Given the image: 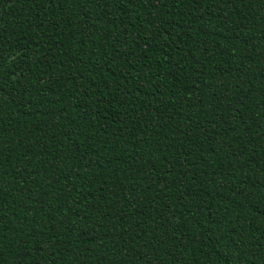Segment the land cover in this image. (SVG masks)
Segmentation results:
<instances>
[{
    "label": "trees",
    "instance_id": "trees-1",
    "mask_svg": "<svg viewBox=\"0 0 264 264\" xmlns=\"http://www.w3.org/2000/svg\"><path fill=\"white\" fill-rule=\"evenodd\" d=\"M0 264H264V0H0Z\"/></svg>",
    "mask_w": 264,
    "mask_h": 264
}]
</instances>
